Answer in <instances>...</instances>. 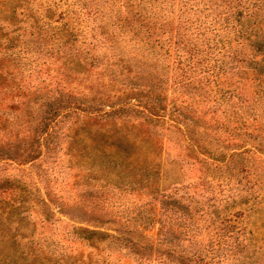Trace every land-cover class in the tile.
I'll use <instances>...</instances> for the list:
<instances>
[{
    "label": "trees",
    "instance_id": "1",
    "mask_svg": "<svg viewBox=\"0 0 264 264\" xmlns=\"http://www.w3.org/2000/svg\"><path fill=\"white\" fill-rule=\"evenodd\" d=\"M55 49L76 90L87 93L81 94L86 103L77 94L56 98L46 79L31 95L17 82L20 72L0 64V94L10 99L0 104V120L4 131L13 122L18 127L16 135L9 132L10 148H25L18 145L23 138L31 140L28 148H49L59 125L72 119L74 147L90 148L104 164L87 167L89 174L117 177L121 188L151 201L161 197L179 220L176 229L195 245L194 198L177 199L178 188L169 193L171 180L164 177L172 167L164 159L170 148L181 151L202 193L204 183L241 173L253 180L250 193L264 187V0H0L1 53L53 57ZM11 62L18 71L20 61ZM29 109L34 118L19 122ZM33 153L22 150L8 160L27 163ZM17 190L0 207V223L8 225H0V246L10 244L0 264H44L41 255L17 246L23 238L13 219L28 203ZM41 204L54 210L48 194ZM70 221L72 236L92 252L87 262L59 258L55 264H106L108 251L138 264H151L152 256L167 264L173 255L175 264H203L197 251H178L169 242V227L154 238L131 220L117 230Z\"/></svg>",
    "mask_w": 264,
    "mask_h": 264
},
{
    "label": "rangeland",
    "instance_id": "2",
    "mask_svg": "<svg viewBox=\"0 0 264 264\" xmlns=\"http://www.w3.org/2000/svg\"><path fill=\"white\" fill-rule=\"evenodd\" d=\"M30 33L27 32V42L32 39ZM51 53L53 57L46 53L27 52L17 59V55L11 58L0 52V64L9 66L10 73L17 75L20 72L17 82L31 95L38 87H44L41 81L46 79L47 84L52 81L51 88L55 89L56 98L62 95L68 100V95H73V98L77 94V98L86 103L83 95L87 93H83V87L76 90V84L66 76L63 56L58 54L57 49ZM15 59L16 62L20 61L18 71L12 66L11 61ZM7 103H10L8 96L0 94V104L5 106ZM33 118L34 112L29 109L27 117L22 115L19 122ZM71 120H63L59 125L49 148H39L38 145L37 148H28L31 143L29 138H23L25 142L18 144L25 148H10L7 144L11 136L9 132L14 135L18 133L17 122L8 124V130L4 131L0 120V207H6L7 198L13 194V190L17 191L14 193L16 195L19 194L17 188L25 191L28 202L26 210L21 217L13 219L15 223L12 225L14 232L21 230L20 238L23 239L17 246L23 252H36L41 255L44 264H55L59 258L87 262L92 250L72 236L73 222L70 219L83 222L84 227L94 226L93 222H96L109 230H117L120 221L131 220L142 227L144 224L146 227L143 228L154 238H161L162 234H166L165 228H171L173 231L167 237L169 242L177 246L178 251H197L203 264H264V187L256 186V193H250V181L253 180L246 173L216 179L210 185L204 183L202 193L195 188L201 182L197 180L195 171L182 161L181 151L168 150L164 159L172 167L167 168L164 177L171 180L169 193L177 187L178 191H174L177 199L188 203L186 198H194L191 205L195 225L190 236L197 237L195 240L198 244L195 245L192 244L194 238L184 236L176 229L179 220L173 212L165 209L161 197L151 201L130 188H121L122 181H118L120 179L117 177L113 181L101 174H89L87 167L94 165L99 169L104 164L99 154L91 155L90 148L74 147V134L68 129ZM32 149L34 153L29 163L8 160L15 152ZM180 162L184 167L181 168ZM43 194H48L54 203L51 206L53 211L42 206ZM58 208L64 214L56 215L55 212L61 211ZM3 219L7 221L6 216ZM3 224L5 228L8 227L7 223H0ZM2 230L9 231V228ZM4 248H10V244L0 246V252ZM170 257L167 264H175L177 257ZM104 258L106 264H138L134 258L129 259L117 251L106 252ZM151 258V264H159L155 261L157 257Z\"/></svg>",
    "mask_w": 264,
    "mask_h": 264
}]
</instances>
